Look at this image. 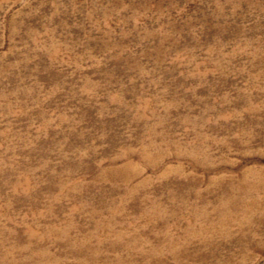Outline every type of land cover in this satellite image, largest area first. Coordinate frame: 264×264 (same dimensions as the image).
I'll use <instances>...</instances> for the list:
<instances>
[{"label":"rangeland","instance_id":"obj_1","mask_svg":"<svg viewBox=\"0 0 264 264\" xmlns=\"http://www.w3.org/2000/svg\"><path fill=\"white\" fill-rule=\"evenodd\" d=\"M0 264H264V0H0Z\"/></svg>","mask_w":264,"mask_h":264}]
</instances>
